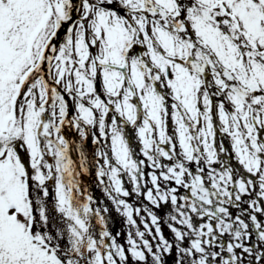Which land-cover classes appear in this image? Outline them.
<instances>
[{"label": "snow or ice", "instance_id": "obj_1", "mask_svg": "<svg viewBox=\"0 0 264 264\" xmlns=\"http://www.w3.org/2000/svg\"><path fill=\"white\" fill-rule=\"evenodd\" d=\"M0 264H264V0H0Z\"/></svg>", "mask_w": 264, "mask_h": 264}, {"label": "flooded vegetation", "instance_id": "obj_2", "mask_svg": "<svg viewBox=\"0 0 264 264\" xmlns=\"http://www.w3.org/2000/svg\"><path fill=\"white\" fill-rule=\"evenodd\" d=\"M89 144H90V141H89ZM94 192L96 193L97 196H102V193L98 187L94 188ZM113 216L115 217L112 223L113 229L117 231H125L126 225H124L122 218L119 217V215L116 214L115 212L113 213ZM165 233L166 235H170L166 225H165ZM120 239L123 241V237H121Z\"/></svg>", "mask_w": 264, "mask_h": 264}]
</instances>
